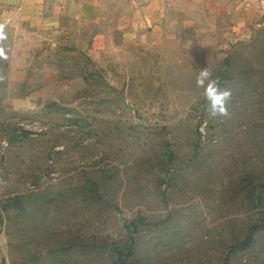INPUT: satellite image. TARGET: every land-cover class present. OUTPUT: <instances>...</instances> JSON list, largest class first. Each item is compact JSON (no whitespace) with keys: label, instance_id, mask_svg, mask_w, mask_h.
<instances>
[{"label":"rangeland","instance_id":"rangeland-1","mask_svg":"<svg viewBox=\"0 0 264 264\" xmlns=\"http://www.w3.org/2000/svg\"><path fill=\"white\" fill-rule=\"evenodd\" d=\"M27 6L0 1V264H264V0Z\"/></svg>","mask_w":264,"mask_h":264},{"label":"clouds","instance_id":"clouds-1","mask_svg":"<svg viewBox=\"0 0 264 264\" xmlns=\"http://www.w3.org/2000/svg\"><path fill=\"white\" fill-rule=\"evenodd\" d=\"M4 27L3 24H0V58L7 59L5 48L2 46V42L7 38ZM3 79L4 77L0 76V80ZM196 85L204 90L203 94L207 101L206 110L211 117H228L230 115L228 104L232 92L222 88L219 79L214 78L213 73L207 67L200 70L196 77Z\"/></svg>","mask_w":264,"mask_h":264},{"label":"crops","instance_id":"crops-1","mask_svg":"<svg viewBox=\"0 0 264 264\" xmlns=\"http://www.w3.org/2000/svg\"><path fill=\"white\" fill-rule=\"evenodd\" d=\"M1 2H10V1H12V0H0ZM42 0H25V4H28V6H27V10H26V12L25 13H27L28 11V13H31L32 14V12H30V10L31 9H35L36 7H35V5H36V3H38V2H41ZM2 7H0V14H8V12H7V10H6V8H3L2 10ZM22 9H26V7L25 6H23V7H19V10L21 11Z\"/></svg>","mask_w":264,"mask_h":264}]
</instances>
